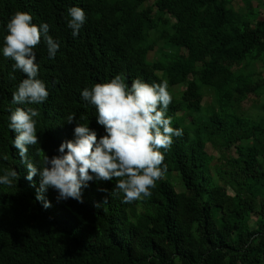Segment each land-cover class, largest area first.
Returning <instances> with one entry per match:
<instances>
[{"label":"trees","instance_id":"16d2710c","mask_svg":"<svg viewBox=\"0 0 264 264\" xmlns=\"http://www.w3.org/2000/svg\"><path fill=\"white\" fill-rule=\"evenodd\" d=\"M71 5L0 0V44L20 10L48 22L60 42L54 59L43 37L35 46L49 97L25 105L40 113V144L29 146V157L39 162V147L58 154L77 122L103 135L80 93L116 74L129 85L136 77L167 80V114L183 135L165 150L150 196L125 203L110 194L115 180L90 181L82 201H58L49 188L45 208L36 199L39 174L26 179L8 128L25 74L0 53V172L19 173L0 185V264H264V0L83 1L88 19L77 44L65 19ZM69 114L77 120L69 123Z\"/></svg>","mask_w":264,"mask_h":264},{"label":"clouds","instance_id":"9594fccd","mask_svg":"<svg viewBox=\"0 0 264 264\" xmlns=\"http://www.w3.org/2000/svg\"><path fill=\"white\" fill-rule=\"evenodd\" d=\"M75 1L77 5L66 6L64 11L71 38L77 44L88 19L82 3L90 0ZM6 23L0 53L14 61L13 69L25 74L12 93L13 103L19 106L10 111L8 128L15 132L11 143L26 165V179L31 181L39 174L36 199L45 208L50 207L51 200L45 193L52 188L58 201L69 198L82 201V188L90 181L110 180H115L110 194H122L125 203L150 196L166 169L165 150L171 147L174 137L183 135V129L174 127L172 117L167 114L173 99L168 81L149 82L136 77L129 85L122 74H116L110 80L84 87L80 95L95 107L97 123L104 127V134L98 138L89 123L77 122L74 137L59 145L58 154L49 156L39 147L36 150L39 162H34L28 153L30 145L40 144L37 131L40 113L37 107L25 105H39L49 97V89L39 77L35 46L43 37L48 56L54 59L60 42L49 34L48 22L34 23L27 11L13 12ZM106 42L109 45L108 38ZM66 120L71 123L77 118L69 114ZM18 176L15 167L4 169L0 172V185L10 186Z\"/></svg>","mask_w":264,"mask_h":264},{"label":"rangeland","instance_id":"374dc122","mask_svg":"<svg viewBox=\"0 0 264 264\" xmlns=\"http://www.w3.org/2000/svg\"><path fill=\"white\" fill-rule=\"evenodd\" d=\"M254 3H257V1H254ZM151 56H152V57L154 56V52H150V57H151ZM182 88H183V86L180 87V89H182ZM245 110H246L247 112H250L251 114L256 112V111H255V108H253V106H251V105H249V104L246 105ZM262 113H264V112H262ZM182 188H183V187H182L181 185H178V186H177V189H178V190H181ZM251 223H252L253 226L256 225V223H255V218L252 219Z\"/></svg>","mask_w":264,"mask_h":264}]
</instances>
